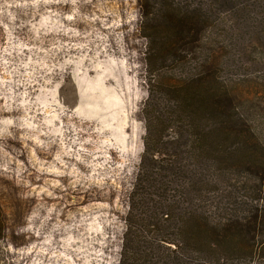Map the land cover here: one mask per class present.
<instances>
[{
    "label": "rangeland",
    "instance_id": "obj_1",
    "mask_svg": "<svg viewBox=\"0 0 264 264\" xmlns=\"http://www.w3.org/2000/svg\"><path fill=\"white\" fill-rule=\"evenodd\" d=\"M140 0H0V264H119L149 96Z\"/></svg>",
    "mask_w": 264,
    "mask_h": 264
},
{
    "label": "trees",
    "instance_id": "obj_2",
    "mask_svg": "<svg viewBox=\"0 0 264 264\" xmlns=\"http://www.w3.org/2000/svg\"><path fill=\"white\" fill-rule=\"evenodd\" d=\"M140 4L146 134L119 264H264V0Z\"/></svg>",
    "mask_w": 264,
    "mask_h": 264
}]
</instances>
